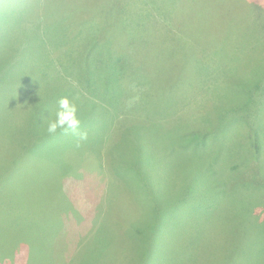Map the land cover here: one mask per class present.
<instances>
[{"label": "rangeland", "instance_id": "obj_1", "mask_svg": "<svg viewBox=\"0 0 264 264\" xmlns=\"http://www.w3.org/2000/svg\"><path fill=\"white\" fill-rule=\"evenodd\" d=\"M130 4L121 28L109 10L122 0H0V264H264V222L248 233L202 227L212 214L218 219L214 212L234 191L232 160L242 183L262 173L264 185V146L254 164L247 151L251 139L264 141V104L253 116L244 104L264 77V0ZM63 62L71 65L67 76ZM107 73L110 88L95 96L89 83ZM130 74L133 88L122 80L132 81ZM64 97L77 104L80 128L50 135L48 119ZM93 104L98 122L86 120L96 116L87 109ZM125 121L195 130L216 176L183 174L172 130L142 131ZM97 154L101 171L91 167ZM27 188L42 190L37 207H24ZM243 206L264 221V203ZM156 212L165 220L161 230ZM151 226L157 251L149 249Z\"/></svg>", "mask_w": 264, "mask_h": 264}, {"label": "trees", "instance_id": "obj_2", "mask_svg": "<svg viewBox=\"0 0 264 264\" xmlns=\"http://www.w3.org/2000/svg\"><path fill=\"white\" fill-rule=\"evenodd\" d=\"M129 1H131L130 6L132 7V6H134V4L136 3L137 0H122L121 8H120V6H118L117 7L118 9L109 10L114 15V17H113L114 22L117 21L121 28L124 25H126V17H121L120 13L126 9ZM112 32L116 33L114 28L112 29ZM117 35H121V31H118ZM58 65H61V66H58V68L61 71V73H63L65 76H67V73L70 74L71 65H69V67H68L66 62L58 63ZM121 68H122V64H121ZM53 69H55L54 66H53ZM120 72H122V74H123L122 69H120ZM50 76H52L51 73H47V74H44L41 76L43 78V86L46 85L47 82H49ZM131 77H132V75H131ZM108 78L110 79L109 73L102 75V77H99V81L89 83L90 85H92V89H90V90H92L94 92L95 96H98V97L102 96V91H107L110 88L111 84L108 82ZM122 80H123L125 87L131 86L133 88L134 82L136 84V80H134L133 77H132V81L130 79H125V76H124V79H122ZM71 84L74 86L73 83H71ZM11 86L13 87L16 85L11 84ZM102 86H105V90H102ZM253 87H255L261 91H255V92L251 93L245 99V100H247V102L245 101L244 104L246 103L245 105L249 109V111H250L249 113L250 114L253 113L251 116L258 113L257 109H259L258 107L260 106V103L264 104V77H263V79L259 78L256 81V83L253 85ZM74 88H75V86H74ZM93 88H96V89H93ZM97 91H99V92H97ZM76 93L80 96L82 95L80 91H77ZM233 94H235L236 96H240V94L238 93L236 88L234 89ZM127 100H129V98L125 99V101H127ZM138 103L139 102L134 101L133 104L127 105V109H126L127 112L132 113V111L136 108V105ZM87 109L90 111L91 114L96 115V116H91L90 118H86V120L98 122L99 109L97 108L96 104H93L91 107H89ZM125 122H127V121H125ZM127 123L130 124L132 128H139L142 131H145L146 128H147L146 131H148L150 125H154L157 128L160 127L161 129L163 126H165L169 130H172V132L174 133V138L176 139V145H177V151H174L175 153L174 152H172V153L174 155H180V160L177 164V167L179 165H181L182 163L183 164L186 163V166H187V169L185 170V172L183 174L191 177L195 171H197V170L201 171L202 170L204 172V175L208 179L209 178L213 179L216 176L214 174L215 163L213 161H211L207 155H203L198 151V148L200 146H199L198 139L196 137L195 130L188 133V132H186L187 129L184 127V124H180L178 122L174 123V124H166V123H159V124L155 123L154 124L152 122L147 123L146 121L139 122V123H131V122H127ZM249 128L252 131L251 125H249ZM190 135H191V138L187 139ZM139 141L145 142L146 140H144L143 138H139ZM205 143H206L207 151H208V153H210L211 134L209 132V128H207L205 131V139H204L203 144H205ZM263 144H264V141L261 142V144L259 145V143L257 141H254V138L251 139L250 144H249V149H247V151L250 155L252 164H254V162H257L256 155L263 148V146H264ZM247 145H248V143H247ZM102 146L105 147L104 142H102ZM142 146L145 147L144 144ZM106 148L108 151H111L110 149H108V147H106ZM153 155L155 157L154 162H153V165H154V164H157V161H159V158L157 159V155L155 153ZM122 158H125V157H122ZM202 165L205 166L204 169H202L200 167ZM102 166H103L102 158H101L100 154H97V156H96L95 160L93 161L91 167L92 168L96 167L101 171ZM238 166H239L238 158L232 160L231 171H229V176H230V180L235 184L234 191L224 197V199H223L224 203L221 205V207L218 210H216L214 212V214L216 216H218V219L214 218V215L212 214V216L208 220L203 222L202 227L204 225V226H208V228L215 229V228H219V227L223 226L227 231L230 230L234 233H248L247 229L249 227L253 226L257 222H264V221H257L254 206L251 208H247L246 206H243L245 201L264 203V190L262 192H259V190H258V189L264 188L263 181H262V173H258L261 177L260 183L257 182V180H256V175H258V174H254L253 176H251L249 178V180L246 183H242L240 180V177L237 174ZM220 170H222V169H219L217 171L219 172ZM165 172H168V171H165ZM169 175H170L171 182H175L172 180L170 173H169ZM165 179H166V182L168 183V185H170V183H169L170 180L167 178H165ZM170 186H172V185H170ZM247 188L253 189L254 191H251L249 193H235V191L237 189H247ZM22 192H23L22 198L25 195L28 198L26 200V202H24L25 203L24 207H27V206L37 207L40 204L39 200L42 199V196H41L42 190L36 191L33 188L32 189L27 188ZM151 195L154 196V190L153 189L151 191ZM233 195H236L238 197V200L235 202H233L230 199ZM156 207H157V210H160L162 205L159 203L156 205ZM170 208L176 209V207L174 205H171ZM104 210H105V208H104ZM147 214H148L147 218L151 217V212H147ZM158 214H159L158 212L153 213V218H155V219H152V220L155 221L154 226L155 227L158 226V229L161 230L165 226V220L163 217H161ZM180 216L181 215L179 213L178 219L180 218ZM262 216H264V214ZM182 217L185 218L184 213H182ZM225 218L227 220H229L230 222L222 223ZM174 219H177V218H174ZM140 220L143 221L145 219L142 217V219H140ZM174 221L175 220H173L171 223L174 224ZM262 227H264V226H260L259 228H262ZM12 232L14 234H17V231L16 232L12 231ZM133 232H134V234H137L140 231H134L133 230ZM149 234H151L154 237V239L152 240V243L149 244V249H155L157 251L158 250L157 248H158L159 236H157L156 234H153L152 226L149 230ZM145 245H147V242L144 241L143 246H145Z\"/></svg>", "mask_w": 264, "mask_h": 264}, {"label": "clouds", "instance_id": "obj_3", "mask_svg": "<svg viewBox=\"0 0 264 264\" xmlns=\"http://www.w3.org/2000/svg\"><path fill=\"white\" fill-rule=\"evenodd\" d=\"M78 107L75 102L67 97L59 100L58 107L55 111L54 118H49L47 123V132L54 135L58 130H71L76 132L80 128L81 121L77 116ZM82 140L87 139V133H81Z\"/></svg>", "mask_w": 264, "mask_h": 264}, {"label": "crops", "instance_id": "obj_4", "mask_svg": "<svg viewBox=\"0 0 264 264\" xmlns=\"http://www.w3.org/2000/svg\"><path fill=\"white\" fill-rule=\"evenodd\" d=\"M105 8H107V7H105ZM136 16L138 17V16H139V14H136Z\"/></svg>", "mask_w": 264, "mask_h": 264}]
</instances>
